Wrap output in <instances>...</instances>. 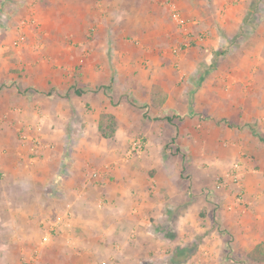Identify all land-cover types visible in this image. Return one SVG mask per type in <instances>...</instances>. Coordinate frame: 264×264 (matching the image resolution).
Here are the masks:
<instances>
[{"label":"crops","instance_id":"0c3cea01","mask_svg":"<svg viewBox=\"0 0 264 264\" xmlns=\"http://www.w3.org/2000/svg\"><path fill=\"white\" fill-rule=\"evenodd\" d=\"M175 9L192 20V39ZM188 39L191 47L173 51ZM201 111L227 128L196 132ZM203 132L214 146L209 157L187 143ZM136 138L145 141L142 157L127 152ZM172 138L191 157L166 152ZM223 156L241 165L246 203L228 225L250 253L264 245V0H0L5 264L18 253L32 264L36 245L35 264H137L153 222L164 230L196 209L220 213L200 194L216 163L199 165Z\"/></svg>","mask_w":264,"mask_h":264},{"label":"rangeland","instance_id":"374dc122","mask_svg":"<svg viewBox=\"0 0 264 264\" xmlns=\"http://www.w3.org/2000/svg\"><path fill=\"white\" fill-rule=\"evenodd\" d=\"M192 45L193 43L189 47H191ZM201 113L202 115L207 116L199 117L201 114L199 112L197 113L199 114V116L196 119V123L191 126L192 128L194 127L196 132L200 133L201 131H203L208 123L214 125L218 122V125H223V128H227V120H220V118L217 117L212 118L209 116V113L204 111H201ZM174 116L177 115H171L172 120L176 119ZM171 125H173L171 128L176 130V128L180 126V122L175 123L174 121ZM174 132L176 133V131H173V134ZM201 136L202 137H200V139H196L194 142L187 141V143L192 145L194 144L197 148L196 151L199 152V154L200 152L202 153L200 155L208 154L209 157V151L214 149L212 139H209V136L205 132L201 133ZM165 143L167 148L166 152L171 154L173 157L179 158V155L181 154L191 157V154H188L183 151H178L179 144L177 141L174 140V138H172L171 140H167ZM217 143L222 144L225 148L227 147V145L230 144L227 139H219ZM129 148L130 145L127 149V152H129ZM186 149H189L190 151L189 147ZM144 153L145 151H143L141 155L136 156L142 157ZM223 154L226 155L225 153ZM208 157L202 159V161H200L201 164L199 166L204 169L206 167H209V164L216 163V173H212L211 175H208L209 173L204 174V176H208H206L207 179L205 181L202 180V183H200V194L201 196L209 197L211 202L216 205L215 208H217V210H220V213L218 215H210V217L207 216L209 214L207 210L205 211V209H196L194 216H191L190 220L186 222H184V220H180L178 222L176 221V219H173L171 222H169L168 227H166L164 230L163 227L166 226V223H164V226L161 227V223L156 224L153 222V226H150L148 229V231H151L152 234L146 239L141 237V239L139 238L138 242H141L144 245L143 251L138 253V255L136 256L137 264H259V261L264 262V252L258 251L259 249L263 250L264 245L256 247L254 251L250 253L245 252V247H243L244 251L241 250L242 248L240 249V247H237V240H241V234L239 233L238 229L236 231H233L231 229L232 224L231 226L228 225L229 222L235 221V219L233 221L230 219V215L233 216L241 212L237 208V206L241 207L243 203H246L245 191L241 183L242 175L241 171L239 170V168L241 167L240 163L230 158H225L224 156L222 158H217L216 160H214L213 157ZM85 166L88 167L91 171L93 170L92 172L97 171V165L90 161H87L85 163ZM196 174L198 176H201V173L199 172ZM91 175L93 176L92 173ZM192 176V173H190V175L189 173H187V177L185 178L192 179L190 178ZM198 176H195L194 179H192L194 181L193 184L198 183V180H200ZM93 177L92 179L94 180ZM193 184L189 183V185ZM195 193L196 191L193 192V194ZM188 198L184 201V203H190L191 199L189 200ZM220 199H223V203L218 202V200ZM212 210H214V208H212ZM53 226H56L55 223L51 224L50 228H52ZM207 226H209V231H207L205 234L202 231L201 233H198L200 229L205 228ZM178 227L180 228L178 229ZM53 230H55V228ZM161 231H165L164 233L166 235L161 234ZM48 235L53 236L55 235V232L50 230V234ZM49 241V237L46 238V236H43V243L48 244ZM215 244L216 247L221 246L218 247L221 249L218 251L217 254H212V251L209 250V248H211L212 246V248H214ZM139 245L140 244H138V246ZM36 246H33V250L30 251L31 253L33 251V253L30 255L32 264H35L34 249ZM30 249H25V251ZM145 249H147V251ZM179 249H182V253H178V257L175 258L174 254ZM234 249L239 251L237 252ZM15 256V264L17 262L19 264L23 263V253L15 254L14 257ZM0 264H5L4 235L0 236ZM127 264H129V260Z\"/></svg>","mask_w":264,"mask_h":264},{"label":"built area","instance_id":"2783aa9c","mask_svg":"<svg viewBox=\"0 0 264 264\" xmlns=\"http://www.w3.org/2000/svg\"><path fill=\"white\" fill-rule=\"evenodd\" d=\"M173 20L176 22V24L178 25V27L183 30L185 32V34L192 39V34H191V31H190V26L192 24V20L183 16L181 12H179L177 9H175L173 11ZM33 22H35V20H33ZM29 21L24 19L22 20L21 22V28L22 29H26V27L29 26ZM204 38L203 35H200L198 36L196 39L197 40H202ZM191 39H188L183 46L181 47H177V48H174V52H178L182 49H185L187 47H189L191 44H192V40ZM25 40V35L24 34H21L19 37H18V40L16 41V44L18 45L20 42L24 41ZM28 136L23 135V138L26 139ZM145 149V142L143 141L142 138H137V139H134L131 144H130V148H129V153L131 155H141L142 152L144 151ZM93 176H98V173L94 172L93 173ZM238 177V176H237ZM23 264H29V262H24Z\"/></svg>","mask_w":264,"mask_h":264},{"label":"trees","instance_id":"16d2710c","mask_svg":"<svg viewBox=\"0 0 264 264\" xmlns=\"http://www.w3.org/2000/svg\"><path fill=\"white\" fill-rule=\"evenodd\" d=\"M105 129L107 130V127H105ZM105 129H103V126H100V132H101L102 136H104V137L108 136L109 137L110 135H112V132L114 131L113 127L110 128V131H104ZM178 253H182V249L177 250V252L174 254L175 258L178 257V255H179ZM173 260H175V259H173Z\"/></svg>","mask_w":264,"mask_h":264}]
</instances>
